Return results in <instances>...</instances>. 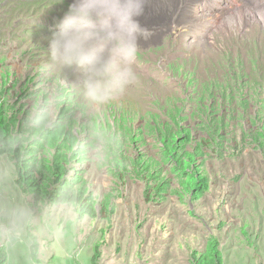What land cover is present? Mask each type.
Wrapping results in <instances>:
<instances>
[{"label":"rangeland","instance_id":"rangeland-1","mask_svg":"<svg viewBox=\"0 0 264 264\" xmlns=\"http://www.w3.org/2000/svg\"><path fill=\"white\" fill-rule=\"evenodd\" d=\"M72 3L0 0V106L42 170L46 137L68 132L70 193L93 195L97 216L35 199L0 156L4 264H91L96 247L99 264H191L208 245L222 264H264V0H147L137 82L103 104L87 68L53 56Z\"/></svg>","mask_w":264,"mask_h":264},{"label":"clouds","instance_id":"clouds-1","mask_svg":"<svg viewBox=\"0 0 264 264\" xmlns=\"http://www.w3.org/2000/svg\"><path fill=\"white\" fill-rule=\"evenodd\" d=\"M147 0H73L52 41L53 56L87 68L85 95L103 104L137 82L139 40L152 33L138 18Z\"/></svg>","mask_w":264,"mask_h":264},{"label":"trees","instance_id":"trees-1","mask_svg":"<svg viewBox=\"0 0 264 264\" xmlns=\"http://www.w3.org/2000/svg\"><path fill=\"white\" fill-rule=\"evenodd\" d=\"M221 89L222 93H224L226 90L225 87H222ZM227 90L229 91V87ZM196 98L198 97L195 96V99ZM5 121V112L2 109V106H0V156L7 155L12 161H16L17 167L19 169V182L25 185L30 183L28 186L30 190L33 191L36 197L35 199L45 196L47 199L49 198L50 202H55L60 201L63 198V200L67 201L69 204L78 205L79 209L81 210V215L95 218L97 216V209H95V204L92 201L93 195L89 193L87 196V193L85 194L84 190H79L76 193H70L72 189L76 188L77 185H74V183L78 177H73L71 180L66 181L67 160L65 157L68 153L69 146L63 143V140L65 138L68 139V137H66L67 134H65L68 132L64 131L63 128H60L56 132L53 131L49 137H46L47 140L44 141L42 145H50L51 147L55 148L54 150H56V154L54 153L53 155V162L48 161L47 165H45L44 169L42 170L39 168L38 160L24 161L20 152L21 147L17 146L15 139H10L11 134L9 132V128L6 126L7 121ZM172 132H176L174 131L173 127H169L166 131V133ZM163 134L165 133L163 132ZM203 143L204 140L199 144L202 145ZM168 145H171L170 151H172L174 147V140L172 141L170 138L168 140ZM181 145V143L177 144L176 141V147H180ZM63 152L65 153L64 158L62 157V154H64ZM177 172H181L180 168L177 170ZM187 176L190 175L188 174ZM40 179H42L40 183H43V187L41 185L39 186ZM72 184L74 188L72 187ZM198 188L199 186H196L194 189L198 190ZM107 209L108 204L106 202L101 209L103 217ZM217 248V246L216 248H213L212 246L208 245L205 246L203 251L199 252L200 254H198V252L192 253L190 257L192 259L191 264H222L220 253ZM37 251L38 243H36L33 239L31 247V255L33 259H36ZM99 254L98 247H96L91 258V264H99ZM5 261L6 252L4 249H0V264H4Z\"/></svg>","mask_w":264,"mask_h":264},{"label":"bare ground","instance_id":"bare-ground-1","mask_svg":"<svg viewBox=\"0 0 264 264\" xmlns=\"http://www.w3.org/2000/svg\"><path fill=\"white\" fill-rule=\"evenodd\" d=\"M174 1H176V0H174ZM144 12H145V11H144ZM144 15H145V13H144L142 16H144ZM146 18H147V17H146ZM167 19H169V18H167ZM167 19H166V20H167ZM146 27H147V26H146Z\"/></svg>","mask_w":264,"mask_h":264}]
</instances>
